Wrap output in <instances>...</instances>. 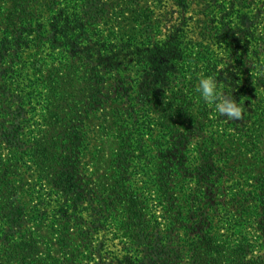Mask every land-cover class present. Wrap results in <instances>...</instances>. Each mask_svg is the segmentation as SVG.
Returning <instances> with one entry per match:
<instances>
[{
	"label": "rangeland",
	"instance_id": "1",
	"mask_svg": "<svg viewBox=\"0 0 264 264\" xmlns=\"http://www.w3.org/2000/svg\"><path fill=\"white\" fill-rule=\"evenodd\" d=\"M169 36L182 72L150 70L139 44ZM205 77L241 118L203 100ZM177 138L206 181L177 176ZM261 184L264 0H0V264H257ZM176 194L197 234L161 253ZM136 207L158 217L151 238L108 217Z\"/></svg>",
	"mask_w": 264,
	"mask_h": 264
},
{
	"label": "trees",
	"instance_id": "2",
	"mask_svg": "<svg viewBox=\"0 0 264 264\" xmlns=\"http://www.w3.org/2000/svg\"><path fill=\"white\" fill-rule=\"evenodd\" d=\"M64 12L65 9H62ZM72 20L66 18L65 20L53 18V22L51 24L52 30L56 33L60 34V43L63 45L64 43H71L72 40H74L75 37V29L71 27ZM181 39L178 37L176 38L172 36L167 37L166 40H162L159 42L154 43H148V44H139V46H146L147 48L140 47L139 49V56L141 54H146L149 58L147 61V64L149 66L150 70H154L156 72L160 73H166L169 69L180 71L182 72V66L178 61L177 63H174L173 65L169 66V63L174 62L173 57L176 59L181 58L185 54L184 46H179ZM137 46V45H136ZM64 47V46H63ZM74 47V46H72ZM138 50V49H137ZM94 53L88 52L87 55L89 57H92ZM132 62H129L128 65H130ZM161 90L165 91L164 88ZM137 121V118L136 120ZM136 123V122H135ZM167 152V157L170 156V158L173 160L174 167L178 168L177 176L179 178H185V175H194L196 180L199 179V182L206 181L207 175L211 172L210 170H207V163L205 162L204 166H194L192 170L189 171V168H187V163L184 160L185 154L189 155L188 153V146L184 145L183 141H180L179 138L176 139V142L174 144H171V146H168L165 150ZM205 153L201 154L203 156ZM199 184V183H198ZM256 205L254 206L255 212H254V219H256L257 224V230L261 233H264V185L261 184V190L260 194L256 195ZM175 201L173 205L169 207L161 208V218L163 221L166 222L167 230L165 236H161L160 234H157L156 236V245L158 243H161L162 240H165V238L169 236H183L187 237L189 233L197 234V225L195 227H191L189 230V223L190 218L193 219L194 216H190L191 210H187L185 206H182L178 204L179 195H174ZM167 198V197H165ZM162 202V201H161ZM114 203V202H111ZM178 206L179 208H182V210H178L176 208ZM111 208H114V204ZM115 209V208H114ZM106 210V208L104 209ZM146 211L142 208H134L129 210H124L121 212L116 213L115 210H109L108 217L110 219H114V221H117L118 218H121L124 221V224L128 226V229L131 231H134V225H139L141 227L140 234H143L145 238H148L154 234L155 229L157 226H160V223L158 221V217L156 219L154 218L153 222H150L148 218L146 217ZM197 217V216H195ZM200 218V217H198ZM121 221V220H120ZM200 222V220H195L194 224ZM154 225V226H153ZM182 230V232H180ZM262 233V237L264 238V234ZM168 235V236H167ZM150 240V239H149ZM153 240H151L152 242ZM155 245V246H156ZM154 246V247H155ZM157 248L158 252L163 253V245L160 246L158 244ZM264 247V244H263ZM259 259L264 261V257H260ZM259 259L256 261L257 264H264V262H260ZM165 264V263H164Z\"/></svg>",
	"mask_w": 264,
	"mask_h": 264
},
{
	"label": "clouds",
	"instance_id": "3",
	"mask_svg": "<svg viewBox=\"0 0 264 264\" xmlns=\"http://www.w3.org/2000/svg\"><path fill=\"white\" fill-rule=\"evenodd\" d=\"M197 91L201 92L202 98L205 102H212L215 104L216 110L226 115L227 118L239 119L242 116L241 107L230 97L221 99L220 93L216 90V81L211 77L201 78Z\"/></svg>",
	"mask_w": 264,
	"mask_h": 264
}]
</instances>
